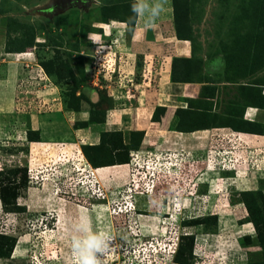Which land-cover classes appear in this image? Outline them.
<instances>
[{
    "label": "rangeland",
    "instance_id": "obj_1",
    "mask_svg": "<svg viewBox=\"0 0 264 264\" xmlns=\"http://www.w3.org/2000/svg\"><path fill=\"white\" fill-rule=\"evenodd\" d=\"M53 1L0 0V234L11 238L0 239V264H79L73 238L89 225L108 238L100 264H264L243 194L264 195V151L233 132L176 151L177 137L226 122L192 102L185 113L183 82L237 81L253 63L264 83V0H93L42 12ZM137 22L176 57L160 60L157 80L139 62L132 81L128 70L108 81L106 45L130 41ZM105 131L136 148L128 163L93 165L109 160Z\"/></svg>",
    "mask_w": 264,
    "mask_h": 264
},
{
    "label": "crops",
    "instance_id": "obj_2",
    "mask_svg": "<svg viewBox=\"0 0 264 264\" xmlns=\"http://www.w3.org/2000/svg\"><path fill=\"white\" fill-rule=\"evenodd\" d=\"M118 29H120L121 32L119 34H122V36L127 32L126 27ZM106 48L107 51H109L107 56L109 57L110 62L108 65H110V67L108 69L105 67L106 71L104 77L108 81H111L115 76L116 70H118L121 75L123 74L122 70H128L127 72H129V74L127 73L125 78L129 77V80L132 81L133 76L131 75H133L134 68L139 62H145L144 67L140 70L143 73L148 71V73H151L152 76L155 77V80H157L158 74L160 73V60L163 59L164 61V59H167L172 63L173 59L176 57V55H173L171 56V59H169L167 57V52L165 53V50H169V48H165V46L162 48L156 40L149 38L147 27H145L143 23L138 25V22L131 34L130 41H112L106 45ZM137 49L142 51H138L139 53H137ZM185 56L189 57L190 54H186ZM252 67L253 63H248L247 68H244L245 76H240V80L237 81L230 82L227 79H223L215 82L204 81L201 83H182L180 88L183 89L182 98L185 113H187L188 110H192V102L195 105L200 106L198 109L200 112L220 114V117L226 122L214 124L212 127L203 126V128L197 130L199 132L196 133L195 137L192 136V133L183 134L181 137H177L179 140V149L176 151L183 150L192 154V150L197 151L200 147L205 146V143L206 145L207 143L212 144L217 141L216 139L220 136L228 135V133L230 134L231 132L235 134V138H233L234 140H237L235 141V144L244 146L245 143L242 141H246L251 147L250 150H253L255 154L256 152L264 151V131L258 132L248 127L251 126V124H260L263 126L264 130V104L259 105L257 103L259 97L264 99V83L262 84L257 81ZM231 70L234 73L235 67H232ZM237 72L239 73V71ZM168 75L169 79L166 83L167 86L171 88H168V91H166V96L168 99H175L177 96L179 97L176 90L180 83L172 80L171 71L168 72ZM109 86V94L116 97L117 92H120L119 89L112 87L111 85ZM168 111H170V109ZM106 121L105 126L112 125L110 120L107 119ZM182 137H184V139ZM166 146L168 148H173L174 143L172 145L166 144ZM241 149L242 148H239L237 150V156L245 157V155L241 153ZM238 161H240V158H237V162ZM105 167L114 168V165ZM251 169L254 170V167ZM240 171L242 170L240 169Z\"/></svg>",
    "mask_w": 264,
    "mask_h": 264
},
{
    "label": "trees",
    "instance_id": "obj_3",
    "mask_svg": "<svg viewBox=\"0 0 264 264\" xmlns=\"http://www.w3.org/2000/svg\"><path fill=\"white\" fill-rule=\"evenodd\" d=\"M176 18H177V16H176ZM23 46H26V45H23ZM172 78H173V74H172ZM105 116H106V114H105ZM105 116L103 118H101L98 122H104ZM248 127L251 128L252 130H255L258 132L264 131L263 126L260 124H251V126H248ZM112 133H115V132L105 131V133H104V140H106L107 143H110L107 146V149L110 151V153H108L109 158H107L109 160H108V162L101 164V165L93 164L95 167L111 166V165L124 164V163L129 162L130 157H131L130 151L133 150L135 147L131 146V147L125 148L124 145L123 146L118 145L115 141L110 140L109 136L113 135ZM116 134L121 135V133H116ZM136 145H139V144H136ZM120 152H122V153H120ZM243 194L247 198V209L249 210V215H248L249 221L254 222L256 227H258V229H259V241H260L259 245L264 249V227H263L264 222L261 221L262 220L261 218L263 217L264 207L257 205V203H255V201H253L251 203L248 199L249 197H250V199H251V197H255L256 194L262 195L263 197H264V195L261 194V190H256V191L248 190V191H244ZM263 200H264V198H263ZM243 201H245V200H243ZM245 203H246V201H245ZM256 211H258V212H256ZM261 212H262V214L260 216ZM251 236H253V235H246L245 236L246 238H244V239H247L249 244H250L251 239L253 238ZM3 238L11 239V238L7 237V235L0 234V239H3ZM5 244H7V241H5L1 244L0 250H2L3 247H5ZM0 253L3 254V252H0ZM179 260H181L180 257H179ZM251 264H254V263L252 262Z\"/></svg>",
    "mask_w": 264,
    "mask_h": 264
},
{
    "label": "clouds",
    "instance_id": "obj_4",
    "mask_svg": "<svg viewBox=\"0 0 264 264\" xmlns=\"http://www.w3.org/2000/svg\"><path fill=\"white\" fill-rule=\"evenodd\" d=\"M151 8L154 17L164 10L161 2L155 3ZM133 10L138 11L135 5L133 6ZM78 231L82 232L83 235L73 238L72 248L74 255L78 258L79 264H100L97 254L105 251L108 238L102 232L93 233L90 225L82 226Z\"/></svg>",
    "mask_w": 264,
    "mask_h": 264
},
{
    "label": "water",
    "instance_id": "obj_5",
    "mask_svg": "<svg viewBox=\"0 0 264 264\" xmlns=\"http://www.w3.org/2000/svg\"><path fill=\"white\" fill-rule=\"evenodd\" d=\"M54 0L52 5L45 7L44 9H41L42 12L46 14H54L55 12L62 11L65 9L67 6L72 5V4H85L89 5L93 0Z\"/></svg>",
    "mask_w": 264,
    "mask_h": 264
},
{
    "label": "bare ground",
    "instance_id": "obj_6",
    "mask_svg": "<svg viewBox=\"0 0 264 264\" xmlns=\"http://www.w3.org/2000/svg\"><path fill=\"white\" fill-rule=\"evenodd\" d=\"M63 0H61L60 2H62ZM52 5V4H51Z\"/></svg>",
    "mask_w": 264,
    "mask_h": 264
},
{
    "label": "flooded vegetation",
    "instance_id": "obj_7",
    "mask_svg": "<svg viewBox=\"0 0 264 264\" xmlns=\"http://www.w3.org/2000/svg\"><path fill=\"white\" fill-rule=\"evenodd\" d=\"M141 210V209H140ZM139 212H141V211H139Z\"/></svg>",
    "mask_w": 264,
    "mask_h": 264
},
{
    "label": "built area",
    "instance_id": "obj_8",
    "mask_svg": "<svg viewBox=\"0 0 264 264\" xmlns=\"http://www.w3.org/2000/svg\"><path fill=\"white\" fill-rule=\"evenodd\" d=\"M151 175V174H150Z\"/></svg>",
    "mask_w": 264,
    "mask_h": 264
}]
</instances>
